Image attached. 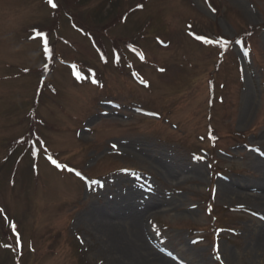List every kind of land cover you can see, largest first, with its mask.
Wrapping results in <instances>:
<instances>
[{"label":"rangeland","instance_id":"1","mask_svg":"<svg viewBox=\"0 0 264 264\" xmlns=\"http://www.w3.org/2000/svg\"><path fill=\"white\" fill-rule=\"evenodd\" d=\"M57 1L0 0V264H264V0Z\"/></svg>","mask_w":264,"mask_h":264},{"label":"trees","instance_id":"2","mask_svg":"<svg viewBox=\"0 0 264 264\" xmlns=\"http://www.w3.org/2000/svg\"><path fill=\"white\" fill-rule=\"evenodd\" d=\"M85 1H87V0H78V3L77 4H79V5H81L82 3L84 4ZM113 1H115V0H112V1L109 0L107 2L108 6H110L111 3H112V5L114 7L115 3L113 4ZM124 1H129V0H124ZM53 2L56 4V7L53 9L52 13L56 12V10L59 9V3H58V1L57 0H53ZM208 2H209V0H208ZM209 3H210V5H211V7L213 9H216L212 5L211 2H209ZM137 5H139V4H137ZM135 6L136 5H134L132 8L134 9ZM132 8H130V9H132ZM110 10H111V8L109 9V11ZM129 10H125L124 12H121L122 14L119 17V20H125L126 19V15L129 12ZM109 14H111V13L110 12H107L105 14H102V12H95L94 13V16H93L94 24L93 25L92 24L90 25V26H93L92 27L93 30L90 29V28L86 29L83 26L79 25L78 23L76 24L75 17H74V15L72 13H67L66 16H67L68 20H70V23H72L76 28H78L79 30H81L82 32L86 33L87 35H89L91 37V39L93 40V43L97 46V48L99 49L101 55L102 56L103 55L105 56V52L101 48L100 43L98 42L99 39H98L97 34L95 33V29L94 28L96 27V25H98V23H102V22H104L106 20H109L110 19L109 18V16H110ZM106 15H108V16H106ZM53 20H55V19H53ZM34 30L36 32H38V33L46 34L47 36L50 35V30L49 29H46V28H43V26H39L38 25V26H36L34 28ZM216 33H217V31L215 32V35H214V37H215L214 38V41H216V43H221L222 46H223V48L226 47L227 44H229V41L227 40V38L225 36H223V35L216 34ZM225 41L227 43H225ZM126 45H128V44H126ZM44 58H45L44 65H42L40 67L41 69L39 68V72H38L39 76L44 75L43 76V79H42V84L45 83V80H46L45 79V76L48 75V73L50 72V69H52V67L54 65V62L56 60V57H55L52 49H50V47L46 48V50L44 51ZM42 87H44V86L43 85H40L38 87V95L39 96H41V89H42ZM29 119H30V126H29L28 130L24 133V135H22V136L19 137V140H20L21 143H23V142L25 143V147L26 148L32 150L33 149L32 147L34 145V140L36 138H38V131H37L36 125L34 123H39V119L34 116L33 112H30L29 113Z\"/></svg>","mask_w":264,"mask_h":264},{"label":"bare ground","instance_id":"3","mask_svg":"<svg viewBox=\"0 0 264 264\" xmlns=\"http://www.w3.org/2000/svg\"><path fill=\"white\" fill-rule=\"evenodd\" d=\"M244 11L246 12V10H244ZM259 167L264 168V163L262 164V162H260ZM244 184H246V183H244ZM220 190L222 192H226L228 190V186L222 185ZM131 194H133V193L129 192V194H128L129 196L126 195L124 198L120 197V199H118V202L117 201L114 202V207L117 206V207L121 208L122 204H126L127 205V201L129 200V197H131L130 196ZM263 197H259V199H264ZM129 203H131V204H128V206L134 212L133 221H134L135 225H138L136 227V231H133V233H135V234L131 236V239L134 242V245H136V246H138V248L142 249L143 253H145L147 255V257H151V256L153 257L154 256V257L163 258L164 256L161 255L155 249H153L151 247V245L146 242V240L144 239L143 235L140 233V232H142L141 231V227L143 226V225H141L142 223H140V218L142 217V213L141 212H137L133 200L131 202H129Z\"/></svg>","mask_w":264,"mask_h":264},{"label":"snow or ice","instance_id":"4","mask_svg":"<svg viewBox=\"0 0 264 264\" xmlns=\"http://www.w3.org/2000/svg\"><path fill=\"white\" fill-rule=\"evenodd\" d=\"M48 3H49L53 8L56 7V4L53 3V0H48ZM137 7H142V5H137ZM197 38H198V39H201V40H206L205 37H197ZM206 42H207V41H206ZM225 43H227V42L225 41ZM115 147H116V145H113V148H115ZM52 163H53V164H56L57 162H56L55 160H53ZM57 166H61V165H57ZM77 175H79V173H77ZM13 227H14V226H13Z\"/></svg>","mask_w":264,"mask_h":264}]
</instances>
